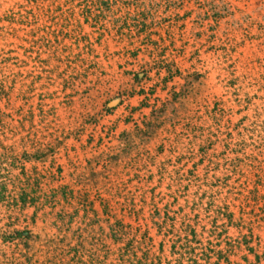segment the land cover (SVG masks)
<instances>
[{
  "label": "rangeland",
  "instance_id": "rangeland-1",
  "mask_svg": "<svg viewBox=\"0 0 264 264\" xmlns=\"http://www.w3.org/2000/svg\"><path fill=\"white\" fill-rule=\"evenodd\" d=\"M258 180L264 0H0V264H264Z\"/></svg>",
  "mask_w": 264,
  "mask_h": 264
},
{
  "label": "trees",
  "instance_id": "trees-1",
  "mask_svg": "<svg viewBox=\"0 0 264 264\" xmlns=\"http://www.w3.org/2000/svg\"><path fill=\"white\" fill-rule=\"evenodd\" d=\"M4 148L7 150H10V147L9 148L4 147ZM259 184L261 185L260 180L255 182V184H253L255 189L253 188L252 191H250V195L246 196L247 200H252L257 205L260 203V201L262 199L264 200V195L261 194V189L259 188ZM25 195H26L25 192H23V194H21V200L20 201L22 203H27V199H25L26 198ZM258 209H259V213L255 214V216L260 217L259 221L264 223V204L260 205ZM220 214L223 216H226V218L229 219L230 222H232V219H233L232 217L234 215L232 212L229 211V208L222 207ZM113 229L114 230H112V235L114 237V236H116V231H115V228H113ZM261 229H263V228L261 227ZM119 232L121 234L126 233L124 231V226L121 227ZM21 233H22V231L14 229L12 232H10V235H7L6 233H4L2 235V237L4 238V241H13V240L17 239V235H20ZM192 235L194 237H196L195 231L192 232ZM249 236L251 237V239L254 238L255 233H254L253 229H251ZM257 237L261 238L260 235H258ZM148 241L146 240V236H144V239L142 241L138 242L137 239H133V240L129 241L126 246L120 248V252H119L120 258H118L119 264H165L160 255H158L156 253H152L154 245L151 242L153 240L151 238H148ZM186 241H187L186 244H189V242L195 241L196 243L204 245L203 241H200V240H197V241L196 240H189L187 238ZM135 243H138V244H135ZM246 243L249 247V250L254 252V255L256 256L257 260H260L262 256L256 252L257 247L250 245L249 241ZM258 245H260V244H258ZM202 249H203V246H202ZM193 250H195V249H193ZM209 250L210 251H205V252L201 253V255L203 257L202 259L206 260L207 262L211 263V260H210L211 257H210L208 252H212L214 254V256L216 255L217 257H221L222 255H224L222 250H213V249H209ZM139 252H142V254L140 255ZM195 256L200 257V255H197V254H195ZM191 261H192V264H200L199 261L195 257Z\"/></svg>",
  "mask_w": 264,
  "mask_h": 264
}]
</instances>
